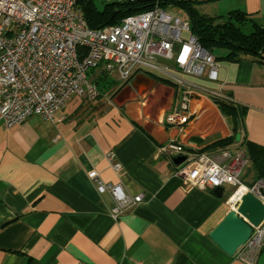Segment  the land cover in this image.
I'll use <instances>...</instances> for the list:
<instances>
[{
	"label": "crops",
	"instance_id": "0c3cea01",
	"mask_svg": "<svg viewBox=\"0 0 264 264\" xmlns=\"http://www.w3.org/2000/svg\"><path fill=\"white\" fill-rule=\"evenodd\" d=\"M214 2L216 15L237 10L251 19L243 33L252 23L264 27V0ZM228 54L226 48L213 51L217 81L193 80L201 89L188 93L190 120L183 129L162 123L177 90L143 72L115 86L122 91L117 104L90 111L81 98H71L56 114L63 119L54 123L32 115L7 129L0 121V264H256L262 249L240 258L209 237L238 203L229 199L233 189L226 195L231 186L221 193L186 190L175 163L199 153L220 164L241 157V181L255 182L246 145L264 148V58L224 59ZM220 102L240 111L234 133ZM230 136V143L219 144ZM171 139L183 155L161 151ZM108 151L119 173L110 167ZM89 167L103 183L142 200L113 218L114 199L97 191Z\"/></svg>",
	"mask_w": 264,
	"mask_h": 264
},
{
	"label": "built area",
	"instance_id": "2783aa9c",
	"mask_svg": "<svg viewBox=\"0 0 264 264\" xmlns=\"http://www.w3.org/2000/svg\"><path fill=\"white\" fill-rule=\"evenodd\" d=\"M80 1L0 0V121L10 129L32 115L52 123L62 120L56 119V114L73 96L91 101L101 95L87 76L96 69L107 77L114 75L122 84L136 72L171 83L177 100L162 123L183 129L190 120L188 93L201 89L193 80L215 82L218 77L215 57L190 32L189 21L167 10L177 2L193 0H110L141 1L149 7L99 29L87 25ZM85 142L81 139L80 145ZM161 151L183 155L182 146L174 139ZM106 157L112 170L119 173L121 167L113 152L108 151ZM183 157L177 175L186 190L231 186L234 189L229 199L234 203L252 193L264 204V180L246 185L240 179L246 159L220 164L207 153ZM86 174L100 194L113 197V218L143 198L141 194H124L120 185L103 183L93 168H86ZM263 244L264 218L235 253L240 258L257 256Z\"/></svg>",
	"mask_w": 264,
	"mask_h": 264
},
{
	"label": "trees",
	"instance_id": "16d2710c",
	"mask_svg": "<svg viewBox=\"0 0 264 264\" xmlns=\"http://www.w3.org/2000/svg\"><path fill=\"white\" fill-rule=\"evenodd\" d=\"M190 2H177L185 7L189 15V27L190 32L199 40L202 46L207 49L212 55L216 48H226L229 50V54L224 59L233 60L234 57H238L239 54L251 55L264 58V27L255 23L251 24V31L245 34L241 31V27L251 22V19L241 11H231L225 16L206 17L202 14L193 13L195 10H191L186 7ZM80 9L83 17L86 20L87 25L91 29H99L107 25L117 24L123 17L133 14L138 11H142L149 7V4L145 2H133V3H118L114 1L106 2L102 7H97L94 0H81L79 2ZM96 69H92V73H95ZM91 71V70H90ZM97 77H93L100 94L108 91L115 86V83L107 79L104 73L97 72ZM155 80L162 81L170 84L168 81L153 76ZM104 83L112 84L108 88L103 89ZM108 81V82H107ZM219 106L230 117L233 133L236 131V123L240 116V111H237L235 107L220 102ZM233 136L220 141V145H226L233 140ZM247 150L249 158L253 161L254 173L256 175L255 181L264 180V148L253 145L247 142Z\"/></svg>",
	"mask_w": 264,
	"mask_h": 264
},
{
	"label": "water",
	"instance_id": "95a60500",
	"mask_svg": "<svg viewBox=\"0 0 264 264\" xmlns=\"http://www.w3.org/2000/svg\"><path fill=\"white\" fill-rule=\"evenodd\" d=\"M184 159L179 156L175 163ZM221 193V188L214 189ZM264 218V204L252 193L245 194L209 234L210 239L228 255H233ZM256 264H264V244Z\"/></svg>",
	"mask_w": 264,
	"mask_h": 264
},
{
	"label": "rangeland",
	"instance_id": "374dc122",
	"mask_svg": "<svg viewBox=\"0 0 264 264\" xmlns=\"http://www.w3.org/2000/svg\"><path fill=\"white\" fill-rule=\"evenodd\" d=\"M94 2L96 3V6L97 7H102V5L104 3L110 2V0H94ZM227 5L228 4H225V3L223 4L224 7L227 6ZM186 7L190 8L191 10H195L193 12V13H195V15L196 14H198V15L199 14H202V15H204L206 17H216V16H220V15H216V13H217V11H216L217 10L216 9L217 3L215 4L214 0H198V1H193V2L188 3L186 5ZM227 8L228 7H225L226 10H227ZM167 10L171 14L179 16L182 20L189 21V19H190L186 8L183 7V6H181L180 4L171 5V6L167 7ZM224 12H225V10H224ZM92 72H94V71L91 70V71H88L87 72V76H88L89 79L90 78H93V77H95V78L97 77V74H98L97 71L95 70V73L96 74L95 73H92ZM93 74H95V75L93 76ZM106 78L107 79H111L110 81H112L113 83H115V86L116 85H122V82L119 81V80H116L115 77H114V75H111V76L106 77ZM104 82L105 81H100V83H104ZM103 86L104 87H103V89L101 88V90H104V89L108 88L109 86H113V85L112 84L104 83ZM115 86H114V88H112V89L110 88L108 91H106V92H108L107 95H104V96L102 95V97L99 96L97 99L91 100V101H86V100L80 99L81 100V103L84 106L91 107L92 109L90 111H93L95 109L102 108V104L103 103H107L108 102V104H109L110 102H115L117 104V100L116 99H119V96H120V94H121L122 91L120 90L121 88L115 90ZM72 98L77 99L78 97L73 96ZM100 98H102V100ZM72 101H73V99L70 100L67 103L66 106L68 107L70 105V102H72ZM232 189H234V187H229V190H228V192H227L226 195H228L231 192Z\"/></svg>",
	"mask_w": 264,
	"mask_h": 264
}]
</instances>
